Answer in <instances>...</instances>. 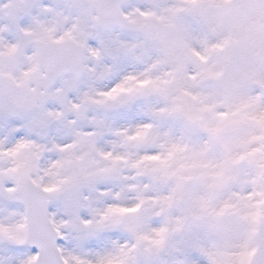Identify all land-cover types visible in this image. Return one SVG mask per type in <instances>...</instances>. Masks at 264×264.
<instances>
[{"label":"rangeland","instance_id":"374dc122","mask_svg":"<svg viewBox=\"0 0 264 264\" xmlns=\"http://www.w3.org/2000/svg\"><path fill=\"white\" fill-rule=\"evenodd\" d=\"M123 9L128 27L105 31L92 0H0V264L36 258L27 180L48 193L66 264H250L264 222V0ZM37 40L81 46L83 77L47 82Z\"/></svg>","mask_w":264,"mask_h":264},{"label":"water","instance_id":"95a60500","mask_svg":"<svg viewBox=\"0 0 264 264\" xmlns=\"http://www.w3.org/2000/svg\"><path fill=\"white\" fill-rule=\"evenodd\" d=\"M123 0H95L98 23L101 27H121L126 23L122 17ZM151 34L152 32L149 31ZM39 71H46L50 81H56L67 74H75L78 78L83 73V51L69 45L38 44ZM25 206L29 217V244L39 251L34 264H63L56 247V234L48 220V208L44 194L35 189H26ZM1 240V239H0ZM259 252L254 264H264V239L260 240ZM55 242V243H54Z\"/></svg>","mask_w":264,"mask_h":264}]
</instances>
